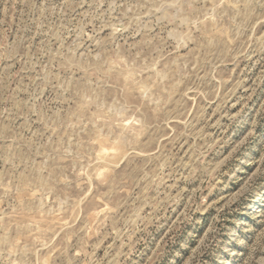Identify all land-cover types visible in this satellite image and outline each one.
<instances>
[{
	"label": "rangeland",
	"instance_id": "1",
	"mask_svg": "<svg viewBox=\"0 0 264 264\" xmlns=\"http://www.w3.org/2000/svg\"><path fill=\"white\" fill-rule=\"evenodd\" d=\"M0 264H264V0H0Z\"/></svg>",
	"mask_w": 264,
	"mask_h": 264
}]
</instances>
